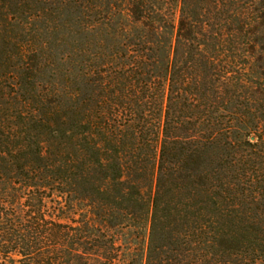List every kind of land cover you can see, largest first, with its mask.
Instances as JSON below:
<instances>
[{"label":"trees","instance_id":"trees-1","mask_svg":"<svg viewBox=\"0 0 264 264\" xmlns=\"http://www.w3.org/2000/svg\"><path fill=\"white\" fill-rule=\"evenodd\" d=\"M262 109L264 0H0V264H264Z\"/></svg>","mask_w":264,"mask_h":264},{"label":"rangeland","instance_id":"rangeland-1","mask_svg":"<svg viewBox=\"0 0 264 264\" xmlns=\"http://www.w3.org/2000/svg\"><path fill=\"white\" fill-rule=\"evenodd\" d=\"M67 47H68V50H66ZM60 49L63 51L64 55H68L67 52L69 53V46H66V44H64ZM261 111H264V109H262ZM253 139L254 138H252V140Z\"/></svg>","mask_w":264,"mask_h":264}]
</instances>
